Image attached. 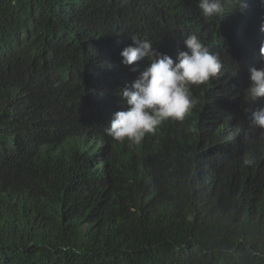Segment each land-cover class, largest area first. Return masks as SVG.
Instances as JSON below:
<instances>
[{
    "label": "trees",
    "instance_id": "obj_1",
    "mask_svg": "<svg viewBox=\"0 0 264 264\" xmlns=\"http://www.w3.org/2000/svg\"><path fill=\"white\" fill-rule=\"evenodd\" d=\"M197 3L0 0V264H264L258 0L212 20ZM132 34L174 60L195 34L222 64L140 144L104 131L149 63H121Z\"/></svg>",
    "mask_w": 264,
    "mask_h": 264
},
{
    "label": "clouds",
    "instance_id": "obj_2",
    "mask_svg": "<svg viewBox=\"0 0 264 264\" xmlns=\"http://www.w3.org/2000/svg\"><path fill=\"white\" fill-rule=\"evenodd\" d=\"M231 3L232 9L241 13L248 6L247 0H231ZM197 7L206 20L220 18L225 13L223 0H198ZM254 11L260 45L252 63L260 64L264 61V2L258 0ZM129 37L132 43L121 50V63L133 65L142 59L149 63L130 86L120 88L118 95L126 108L111 115L104 131L117 142L127 139L140 144L146 135H154L165 121H184L197 104L191 87L219 77L222 64L218 55L210 52L195 34L183 39L186 50L179 51L175 60L156 50L152 41L135 34ZM131 70L135 72L136 68ZM248 71L250 84L245 89V99L264 100V63ZM251 124L264 130V104L252 110ZM243 164L252 165L253 160L246 158Z\"/></svg>",
    "mask_w": 264,
    "mask_h": 264
}]
</instances>
